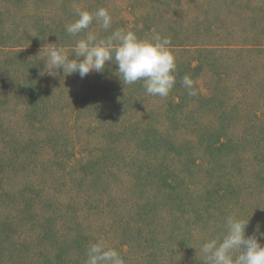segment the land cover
I'll use <instances>...</instances> for the list:
<instances>
[{
  "label": "rangeland",
  "instance_id": "obj_1",
  "mask_svg": "<svg viewBox=\"0 0 264 264\" xmlns=\"http://www.w3.org/2000/svg\"><path fill=\"white\" fill-rule=\"evenodd\" d=\"M23 2L24 0H20L21 5ZM63 2L59 0L55 6H52L51 2L48 4L38 2L37 9H33L36 0H31L29 4L26 3L27 13L22 8L14 9L9 5L4 9L6 12L3 18L0 16V32H5V35L10 37L9 41H12V44L0 53V82L1 80L9 81L11 84L8 88L12 93L9 97V108L4 112L0 109V137L3 140L14 138V135L26 133L28 130L25 124L28 123L26 120H29V116L27 117L28 97L24 89L19 86L21 79H23L21 84L25 86H27L28 77L36 80L42 79V84L48 92L54 89L61 90V86L71 88L64 93L61 92V95L53 96L50 93L43 99L46 102L53 101L58 96L63 103L66 99L70 111L63 109V119L69 120L74 126L82 123L86 115L84 112L88 109L87 107L81 112L76 110L79 107L77 103L80 96L83 95L80 92L81 86L86 83L88 75L81 78L78 73H74L72 85L71 75L65 76L62 69L55 71L54 74L44 72L46 69H44L43 57L47 44L53 40L46 42L42 47V45H37L34 36L39 31V26L42 25V16H47L44 12L45 7H48L49 12L56 8L60 22L64 19L65 26L77 18L74 14L75 7L90 12L104 7L108 9L112 17L120 15L125 24L128 21H137L136 27L148 30L143 39H150L157 33L164 37L165 35L161 32H169L167 37L170 38V32L174 33L176 37L174 41L186 43V48H170L175 56L177 68L181 64L187 65V74L194 80L198 94L188 95L180 82L182 78H179L177 68L176 83L165 98L149 95L146 91L141 93L138 89L134 92L131 87H124L120 92L121 96H115V85L118 84V80H112L114 78L112 75L108 78L109 80L96 78L97 84L102 87L107 86L110 105L114 104L115 99L120 102L125 110L126 118L118 122L112 118H104V121L98 120V125L76 126V131L70 138L72 143L68 147V153L64 157L60 156L54 166L51 163L47 164L54 168L51 171L48 168L46 172H43V178L39 176L37 182L32 181V177L27 178L31 175L27 164H24L26 169L20 165L12 167L9 164H3L0 169V178H2L1 186L5 194L0 200L1 213L8 216L11 212L7 203L11 198L14 201L12 207H18L22 202L24 203L23 196L30 199L29 194L32 192L33 195L35 192L43 194L44 201L52 193L55 201L52 207H55L57 211L60 210L57 215L63 209L62 212L67 216H61L60 221H53L56 225L54 231L60 235L67 233L65 235L69 237V245H72L71 249H73L75 240L78 243H85V247H88L96 242L97 237L103 236V232L98 228L99 221L100 223L110 221L119 213H132V208L138 205L144 206V202L150 200L157 209L155 212L158 213L150 218L153 222L151 227L158 233L156 237L160 240L171 238L168 240L169 243L174 242L172 253H166L163 249L159 250L166 256H171V259H166V261L172 264H184L185 259L188 263L191 260L192 264H204L200 261L202 256L196 249H199L203 241L224 234V221L228 215L249 220L246 236L255 233L260 242L264 244V236H261V233H264V191H259L256 187V184L258 187L262 184L261 188L264 189V183L261 182L264 179V170H261V164L257 161V156L261 154V157L264 154V146L260 144L264 143V44H259L264 43V23L260 25L261 15H264V0L259 2L258 0H253V2L248 0H70L69 2L67 0L66 4ZM4 3L2 2L1 5L4 6ZM26 14L28 19L25 18ZM249 14L253 17L246 19L245 16ZM25 20L28 24L24 28L25 33H22L17 26H21ZM114 20V22L118 21ZM254 21L259 25L255 26ZM92 30L95 33L102 31L95 22ZM254 41L258 42L257 48ZM180 42L177 44L174 42V44L178 45ZM26 44H30L31 47L23 46ZM14 48L19 50L16 51ZM205 48H208L210 52L202 54L198 51ZM20 49L23 52L20 53ZM17 52L20 54H16ZM8 57L17 62L6 66L5 59ZM206 58L210 64L205 62L203 71L193 68L199 59ZM29 63L30 65L26 66ZM94 72L90 73L94 74ZM42 84L39 85L42 86ZM75 91L79 94L73 96ZM103 91L97 92L99 98L104 95ZM196 97L199 99L201 97V101ZM118 98H122V102ZM88 101L91 106L95 101L103 103L102 99L90 100L88 98ZM73 104L75 110L71 108ZM92 112L93 110L89 108L88 116L93 119ZM173 114L178 116L176 120L171 118ZM131 116L134 117L137 129L146 127L152 133L157 130L162 140L170 139L178 147H182L183 152L178 153L179 150H175V154L172 152L168 158L169 168L171 167L177 174L181 172L176 178L170 176L168 182L172 181L179 185L178 197L188 202V210L184 209L183 204L178 200L174 203L170 197L168 208L160 212L158 208L161 206L160 201L163 200L164 193H159L163 190L157 184L145 187L142 182L134 178L129 180L132 173V160L129 153L131 150H136L137 145L143 139L137 130L132 131L128 126L131 120L126 119ZM253 118L256 119L255 122ZM93 120L95 122V118ZM203 124H205L204 127L213 129L224 126V132L228 133L229 142L233 145H227L215 155L208 153L205 145L210 135L208 133L198 134V129ZM249 125L251 127L248 130ZM213 129L209 132H213ZM221 132L223 131L220 130ZM151 137L154 138V135ZM250 137L253 138L251 143L258 142V139L261 140L259 144H251L256 150L249 146V150L245 151L243 143L245 140L249 142ZM188 141L193 142L190 147L186 144ZM117 146L118 149L115 151ZM49 154L50 149L44 151L42 155ZM145 154H152V163H156L159 159L160 163L164 160V157L160 158L161 152H156V149H152L151 153H144L143 157ZM138 160H141V157H137L133 164ZM69 162L73 163L72 166L70 164L72 168L69 167ZM53 170L54 174H51ZM87 173L92 174L87 175ZM155 174L157 175V172ZM73 177L85 178L91 183L92 188L88 189L86 186L88 183L83 180L81 187H77V190L81 192L87 190V192H92L95 189L101 191V187L105 186L106 191L103 192L105 196L108 195L106 200L113 206L116 205L114 208L116 210L112 211L108 206L101 211L94 208V203H91L89 199L85 202L89 196L87 194H85V199H82V203L70 198V194L75 190L71 184ZM94 179L99 180L98 183ZM134 182L140 183L141 187L133 186ZM50 184L54 188L48 192ZM160 187L162 188L161 185ZM142 209L144 210V207ZM197 212L201 213V216L197 215ZM37 213L47 215L38 210ZM23 222L24 226L15 232L17 238L24 237V234L31 232L36 235L39 230L45 231L51 221H39L41 222L39 225L36 221L35 223L33 221ZM42 224L44 226H41ZM175 226H179L186 236L167 237ZM197 227L201 229H199L201 233L193 239L190 232L192 228ZM258 227L259 231H257ZM2 229L3 234L9 231L8 226H5V230ZM127 231L130 233V230ZM114 234H117L113 236L116 240L109 246L119 252L127 238L121 229L118 233L113 232ZM34 239L37 240V236ZM49 241L46 240V244ZM87 242L90 244L87 245ZM36 243L34 244L36 246H32L36 248L35 251L41 247V244ZM136 243L134 241L131 244L132 252L139 251ZM9 256L10 253L1 256L5 264H11L7 260Z\"/></svg>",
  "mask_w": 264,
  "mask_h": 264
},
{
  "label": "trees",
  "instance_id": "obj_2",
  "mask_svg": "<svg viewBox=\"0 0 264 264\" xmlns=\"http://www.w3.org/2000/svg\"><path fill=\"white\" fill-rule=\"evenodd\" d=\"M29 1L31 0H24L23 4L21 5L20 0H4V1L0 0V6H1L0 16L3 18V14L6 12L4 11V9L7 8V6L9 5H11V7H14V9L22 8V10L25 11V13H27L26 3L29 4ZM58 1L59 0H52V1L36 0V5L35 7H33V9H37L36 7L38 2H44L46 4H48V2H51V5L55 6V3ZM63 1L64 4L68 3L66 2L67 0L66 1L63 0ZM248 1L253 2V0H248ZM259 1H263V0H258V2ZM2 2H5L4 6L1 5ZM44 12L47 15L45 16L47 17V19L44 16H42V21H41L42 25L39 26V31L34 36V39L37 41V45H42L43 47V45H45L46 42H51L53 40L51 43L60 42L61 44L64 45L65 50L71 53L76 40L79 39L80 36H83L84 33L79 34V36L77 37H72L68 35L65 31L64 19L60 22L58 11L56 12V8L52 12H49L48 7H45ZM24 15L22 17H24ZM261 16L262 17L260 18V25L262 24V22L264 23V15ZM245 17L247 19L253 17V15L249 14L246 15ZM25 18L28 19L27 14ZM114 19H117L118 21L114 22L115 21ZM136 22L128 21V23L125 24L123 18L120 15L119 17H112V27L108 32H105L102 29V27L99 25L102 31L101 33H97L98 38L109 35L112 30L122 28L126 31L135 32L138 37L143 39V37L145 36L148 30L140 29L136 27L135 26ZM255 22L256 21H254L255 26L259 25L256 24ZM27 24L28 21L25 20V22L21 26H17V27H19L22 33H25L24 28L27 27ZM92 26L93 24L90 25L91 31H93ZM150 30L153 32L151 27ZM161 34H164L165 35L164 37H167L169 32H161ZM174 35H175L174 33L170 32V40H171L170 48L172 47L186 48L185 46L186 43H184L183 41L182 42L178 40L174 41L176 40L175 39L176 37ZM9 38L10 37L8 35H5V32L4 33L0 32V53L1 50L3 51L7 46H10L12 44V41H9L10 40ZM174 42H176V44L177 42H180V44L176 45L174 44ZM254 42H255V47L257 48L258 42L256 41ZM259 44L263 45L264 43H259ZM23 46L31 47L30 44H26ZM208 48L199 49L198 51L202 54L207 53V51H209ZM209 49L211 51V48ZM14 50L17 51L19 49L14 48ZM19 52L21 53L23 52V50L20 49ZM19 52H17L16 54H20ZM5 61H7V63L5 64L6 66L17 62L13 59H10L9 57L6 58ZM205 62H207V64H210L208 58L201 60L199 59L198 63L193 68L195 70L203 71L205 67ZM29 65L30 63L26 66ZM116 67L117 66H115L114 64L112 65L110 62H108L102 73L94 72V74L92 73L88 74L86 83L81 86L80 92L83 95L80 96V100L77 103L79 107L76 110L81 112L85 110L87 107L88 109L90 108L91 110H93L92 114L94 115L93 119L95 118V122H93L94 120L88 116V109H87V111L84 112V114L86 115L83 121H81L82 123L77 124L76 126H83V127L90 125L94 126L95 124H97L98 120L104 121V118H112L114 119L115 122H118V120L120 119L123 120V118L124 119L126 118L125 110L123 109V106L120 105L121 103L115 99L117 103L114 100V104L110 105V99L109 96L107 95V93H109V91L107 90V86L102 87L101 85L97 84L96 78L109 80L108 78H110V76L112 75L114 77L112 78V80L115 81L118 80V84L115 85L116 87V91L114 92L115 96L117 95L121 96L120 92L124 87L126 88L131 87L132 89H134V92L136 91V89H138L141 93L145 92V89L142 86L141 81H138L132 85H124L121 79L119 78V76L116 74ZM177 70H178L179 78L180 77L182 78L185 74H187L188 67L185 64H181V66L179 65ZM73 75L74 74H72L70 78V80H72V85L74 83L72 79ZM24 78L26 77L24 76ZM22 81L23 79L20 80L19 86H21V88L24 89L28 97L27 117L29 116V120H26L28 123H25V120L23 121L28 126V130L26 131V133H19L14 135V138L11 139L8 138L3 140L0 137V169L1 166L5 163L9 164L12 167L16 165L23 166V169L27 168L26 166H24V164H27L29 168V172H31V175H29L27 178L32 177L31 180L37 182V178L39 176L43 178L42 177L43 172H46L48 168L50 169V171L52 170V168H54L47 166V164L51 163L54 166L55 162L60 156L64 157V155L68 153V147L72 143V141H70V138L72 137V134L76 131L75 130L76 126H74L72 122L63 119L64 118L63 109L65 111L66 110L70 111L69 104L67 103L66 99H65V103H63V101L60 100L58 96L56 97V100L53 101L51 100L47 102L43 98L44 96L50 93L53 96L61 95V92L64 93L66 90H70L71 88L68 89L67 87H62L61 84L60 85L61 90L54 89L53 91L48 92L47 89L42 84V79L36 80L33 77H28L26 79L27 86L21 84ZM8 82L5 80H1L0 82V109L2 110V112L6 111L9 108V97L10 94H12L11 92H9V88H8L11 83ZM40 83L42 84V86L39 85ZM178 86H180L179 83ZM53 87L55 88V86ZM50 89H52V87ZM102 90H104L103 91L104 95L103 96L101 95V97L99 98V96H97V92ZM131 91L132 90H130V92ZM77 94L79 93L76 92L73 96H76ZM88 98H90V100L102 99L103 103L99 101L98 102L95 101L91 106L88 101ZM118 99L121 101L122 98H118ZM197 99L201 101V97L200 99L199 98ZM71 108H74L75 110V105L73 104V107ZM53 115L58 117L55 118ZM120 115L121 117H119ZM44 117L46 118L44 119ZM53 117L55 119H53ZM171 118L173 120H176L178 116L176 114H173ZM126 120L127 121L131 120V123L128 124V126L132 129V131L137 130V132H139L138 134L143 138L141 143L137 145L138 148H136V150H131V152L129 153L130 158L132 160L131 161L132 173L130 175L129 180L131 178H134L137 181L142 182L145 187L157 184L158 187L161 190H163L162 192L159 193V194L164 193L163 200L160 201L161 206L160 208H158L160 212L168 208L170 203L169 202L170 197H172L174 203L176 200H178L180 203L183 204V208L188 210L189 208L188 202H184L180 200L178 197L179 185L172 183V181L168 182V178L170 176H174V178L180 176L179 173L181 172L177 174V172H175L171 167L169 168L170 165L168 164V158L172 152H174L175 154V150H179L178 153L183 152L182 147H178V145L176 143L171 142L170 139L166 141L165 139L162 140L160 138L161 135L157 130H154V132L152 133V131L148 130L149 128L146 127H139L137 129L134 123V117L132 116L131 118H127ZM153 120L154 119H152V121ZM255 120L256 119H254V122ZM204 126L205 124H203L202 127H199L200 129H198L199 131L198 134L208 133L210 135V137L207 139L208 142L205 145V150L208 153L215 155L217 152H220V150H223L227 145L230 146L231 144L233 145V143L229 142L230 136L228 135V133L224 132L225 131V128H223L224 126H221L219 128L220 130L223 131L221 133L219 129H215V128L213 129ZM250 127L251 126L249 125L248 130ZM212 129L214 131L209 132V130ZM41 134H43V136ZM153 135L154 138L151 137ZM144 138L147 139L145 140ZM252 140L253 138L250 137L249 142L245 140V143H243L245 144V151L249 150V146L251 148H254L251 144H255V143L259 144V140L261 139H258V142L251 143ZM192 143H193L192 141H188L186 144L188 147H190ZM260 144L264 146V143H260ZM152 145L154 146L152 147ZM48 149H50V154L47 156H43L42 154L44 153V151L46 152L48 151ZM117 149L118 146L115 147V151H117ZM152 149H156V152L157 151L161 152L160 158L164 157V160L161 163L159 161L160 159L156 163H152L151 160L152 154L149 155L145 154L143 157L144 153L146 152L151 153ZM254 150L256 149L254 148ZM123 152L125 153L126 151L124 150ZM260 155L261 154L257 156V161L261 164V170H264V154L261 157ZM137 157L138 158L141 157V160H138L137 163L133 164V162L136 160ZM70 164L72 166L73 163L69 162L68 163L69 167ZM156 169H158V171H156ZM54 170L51 172V174L52 173L54 174ZM156 172L157 175L155 174ZM89 174L92 173H87V175ZM54 179L57 180V178ZM83 180H85V183H88L86 185L88 189L92 188L91 183L85 178L79 179L73 177L72 179L73 182L71 184H73L75 190L74 193L72 192V194H70L71 196L70 198H74L75 200H78L80 203H82L81 202L82 199H85V194H87L89 196H87L85 202H87V200L89 199L91 203H94L95 206V207L93 206L94 208H97L101 211L108 206V208H111L112 211L116 210V209L114 210V208H116L115 207L116 205L113 206L109 201L106 200L108 198V195L105 196V193L103 192L106 191L105 186L101 187L102 189L101 191H98L97 189H95L92 192H87L88 190L85 192H81V190H77V187H81ZM94 180H96L97 183L99 181L97 179ZM6 182L9 183V181ZM261 182L264 183V179H262ZM1 185H2V178H0V200L2 199L1 197L5 194L4 189ZM160 185L162 186V188L160 187ZM243 185L246 186L245 183H243ZM133 186L137 188L141 187L140 183L138 182H134ZM261 186L263 185L261 184L258 187L256 184L257 189L259 191L262 190L263 192L264 189L261 188ZM49 187L50 189H48V192H51V190H53L54 187L52 186V184H50ZM7 192L9 191L7 190ZM29 195H30V199L27 198L26 196H23L24 203L22 202V204H20L18 207L16 206L12 207V205H14V201L11 198L7 202L8 205L10 206L9 208L11 211L8 214V216H5L4 214L1 213L2 205L0 203V213L2 216L0 220V226L2 225L3 228V229L0 228V259L1 256L4 255L6 256V254L8 255L10 253V256L7 260L10 261L11 264H84L86 260V249H87V247H85V243L83 244L78 243L75 240L77 244L74 243V248L71 249L72 245L71 246L69 245V237L65 235L67 233L65 234L62 233V235H60L56 233L57 231H54L56 225L53 223V221H60L59 218L67 217V216L64 212H62L63 209H61V212L59 213V215H57V212L60 210L57 211L55 210V207H52L54 205L53 203L55 202L54 197L52 196L53 194L50 193L46 201H44L43 194H40V192L39 193L35 192L34 195L32 192ZM40 205H42V207H40ZM143 207L144 210L142 209ZM37 210L42 213H46L47 215L44 214L42 215L41 213H37ZM155 211H157L156 207H154L152 201L149 200L144 202V206L138 205L137 207L132 208V213L131 212H126L123 214L119 213L118 216L120 218L118 216H115L111 218L112 220L110 219V221H103V222L101 221L102 223H100L99 221L98 228H100V230L103 232V236L97 237L95 241L102 242L106 246L111 247L109 246V244L113 243V241L116 240L113 236L117 235V234L113 235V232L118 233L119 230L121 229V232H124V236L127 239L123 242V246L122 248H120L121 251H119V253L125 260L126 264H172V262L166 261V259L170 260L171 256H166L165 253H162L159 250L163 249L166 253H172L173 251L172 246H174V242H171L172 244L169 243L168 240L171 238H163L160 240L159 238L156 237V235H158V233H156L157 231H154V228L151 227L153 222H151L152 220H150V218H152L154 214H158ZM198 214H200L201 216V213L197 212V215ZM85 217L88 218V216ZM16 221H20V222L17 223ZM23 221H33V223H35L36 221L38 225L41 224V222L39 221H51V222L45 231L39 230V232H37L36 235H34L35 233L32 234L31 232L30 234L28 233L24 234V237L21 236L17 238L15 236V232H17L18 228L24 226ZM5 226H8L9 231L3 234L1 232V229L5 230ZM41 226L44 225L42 224ZM164 226L166 228H169V226L166 225ZM199 229L200 228L197 227V228H192L191 232L189 231L191 238L195 239L200 235L201 229L200 230ZM75 230L78 231V229ZM127 230H130V233ZM23 232H24V228H23ZM183 232L184 231L180 229L179 226H175L173 230H171L167 234V237H172V236L185 237L186 235ZM133 233L134 235L135 234L136 235L134 236ZM78 235L81 236V234ZM35 236H37V240L34 239ZM46 240H50L49 243L46 244ZM134 241H136L137 242L136 244L138 245L139 251L137 250V252H132L133 247L131 244H133ZM35 242H37L36 244L39 245L41 244L40 249H37L36 251H35L36 248L32 247L35 244ZM86 244L89 245L90 243L87 242ZM139 246L140 248H142V250H140ZM0 264H5V261L3 260L0 261ZM184 264H192V261L190 260L188 263V261L185 259Z\"/></svg>",
  "mask_w": 264,
  "mask_h": 264
},
{
  "label": "clouds",
  "instance_id": "obj_3",
  "mask_svg": "<svg viewBox=\"0 0 264 264\" xmlns=\"http://www.w3.org/2000/svg\"><path fill=\"white\" fill-rule=\"evenodd\" d=\"M77 17L65 26V31L77 37L69 54L60 42L48 43L43 59L44 72L54 74L61 70L64 75L78 73L81 78L90 72L102 73L108 62L116 67V74L124 85L142 82L147 94L165 98L176 83V59L170 50L171 40L153 35L142 39L133 31L122 28L112 30L109 35L99 37L90 30L94 22L108 32L112 27V16L107 8L100 7L94 12L75 7ZM74 57V58H73ZM182 86L189 96H196L198 90L192 77L185 74ZM249 220L228 215L224 221V234L207 239L196 249L204 264H264V244L257 235L246 236ZM259 231V227L257 228ZM264 236V233H261ZM84 264H126L118 250L102 242L91 243L86 249Z\"/></svg>",
  "mask_w": 264,
  "mask_h": 264
}]
</instances>
